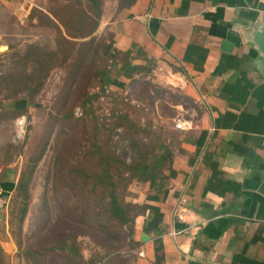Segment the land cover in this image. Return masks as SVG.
<instances>
[{"label": "rangeland", "instance_id": "374dc122", "mask_svg": "<svg viewBox=\"0 0 264 264\" xmlns=\"http://www.w3.org/2000/svg\"><path fill=\"white\" fill-rule=\"evenodd\" d=\"M102 1L103 13L93 40L87 42L89 36L74 38L66 62L50 67L40 85L35 80L18 84L11 76L0 77V164H10L16 180L22 176L27 182L28 191L14 188L0 211V246L9 264H114L117 255L126 258L123 264H132L129 225H113L110 235L94 230V222L107 218V198L90 190V179H77L76 170L89 165L86 155L94 136L130 161L143 153L151 156L160 143L178 147L176 118L193 119L199 113L193 99L179 87L163 82L154 73L158 69L154 59L144 61L140 51L131 49L133 61L137 67L145 62L149 71L143 68L131 77L117 73L124 58L121 53L114 54V40L106 24L120 11V0ZM76 3L0 0V74L25 66L14 54L28 44H38L43 51L53 49L57 32L44 16L67 15L78 7ZM86 49L76 73L75 61ZM60 58L57 52V62ZM103 70L109 71L106 84ZM15 87L20 89L15 91ZM83 90L88 96L84 101ZM22 97L27 100L24 106L15 102ZM125 112L131 118L130 132L119 119ZM124 168L117 181L119 200L152 203L146 198L151 192L149 183ZM24 194L29 198L20 225ZM64 236L79 254L48 249Z\"/></svg>", "mask_w": 264, "mask_h": 264}, {"label": "crops", "instance_id": "0c3cea01", "mask_svg": "<svg viewBox=\"0 0 264 264\" xmlns=\"http://www.w3.org/2000/svg\"><path fill=\"white\" fill-rule=\"evenodd\" d=\"M263 14L264 0H135L107 20L116 48L154 59V73L199 109L180 130L155 208L134 218L132 264H264V128L234 126L241 110L258 112L259 92L230 99L242 74L264 80L247 38ZM15 184L0 164V211Z\"/></svg>", "mask_w": 264, "mask_h": 264}, {"label": "trees", "instance_id": "16d2710c", "mask_svg": "<svg viewBox=\"0 0 264 264\" xmlns=\"http://www.w3.org/2000/svg\"><path fill=\"white\" fill-rule=\"evenodd\" d=\"M134 1L135 0H120L119 10L131 5ZM76 2L78 7L68 10L67 15L59 16L57 14H45L44 16V18L47 19L50 25L53 26L57 32L56 45L53 49L43 51L42 47H40L38 44H28L26 49H24L21 53L14 54L18 61L25 63V66L18 71H8V74L1 73L0 77L6 78L11 76L16 79L18 84L24 80L29 82L35 80L38 86L41 84L42 77L46 76L48 73L50 67L56 63L66 62V59L70 54L68 49H71V45L74 44V38L89 36V40H87V42H91L94 38L93 33L98 26L100 17L103 13V1L76 0ZM192 45V43L188 44L184 54V59L190 58V51H194V49H192ZM57 52L61 53V58L58 62L55 59ZM80 52L81 53L78 55V58L75 61L76 73L80 71L78 69L81 68V65L84 61L83 59L85 55H87L86 53H88V50L86 49ZM115 53H121L122 57L124 58L121 66L117 68V73L131 77L133 76L134 72H137L143 68L146 72L149 71L147 64L142 66L139 64V67H137V64L133 61L132 50L130 48L126 50H120L115 47L114 54ZM195 53L197 54L198 52H194L193 54ZM204 55L201 56V59L204 58ZM28 66L30 67L29 71L27 70ZM102 74L105 78L104 83H108V81H110L109 71L103 70ZM243 76L244 75L242 74L234 81V92L230 99L233 101L236 100L243 102L247 93H250L249 88L253 87L251 90L252 94H257V92H259L258 95H256L259 110L256 114L249 113L246 110H241L238 120L235 122L234 126L246 130H262L264 128V110L261 106V99L264 98V80L257 85H253L251 81ZM74 77L78 80L80 78L76 75H74ZM18 84L12 83L14 86H17ZM17 89L20 88H14L15 91ZM242 91H244V93ZM85 92V90L82 92L84 97L83 101L88 97L85 95ZM260 94H263L262 98ZM7 95L11 97L13 96L12 94ZM15 102L21 104V106H24L26 105L27 100L26 98L22 97L15 100ZM119 119L123 120L122 123H124V127L128 128L127 131L130 132L131 130H129V127L132 123L130 122L131 118L129 117V114L125 112L119 116ZM245 120H248L251 125L246 126L245 123H243ZM126 123H128V125H126ZM257 123H261V125L257 127L255 125ZM158 147L159 149L154 150L151 153V156L147 155V153H143L139 155L137 159L126 161L121 153L106 147L105 143L100 141L97 136L93 137V142L89 146V151L86 155V157H88L89 168L88 166L78 167L76 170V177L79 180H82L83 178H85V180L90 179V190L92 192L98 190L99 195L102 198H107L105 205L107 218L94 222L92 224L94 230L102 234L106 233L107 235H110V228L113 225H129V232L132 234L135 215L145 211L147 208H155V205L150 202H144L142 205L137 202H121L117 195V181L122 175V167H125L124 169L131 176L136 177V179L141 180L142 182L149 183L151 192L146 195V198L153 201L157 200L164 186L167 185L171 180L173 155V149L169 145L160 143L158 144ZM15 188L23 189L25 192H28L27 182L24 181L22 176L16 180ZM28 198V194H24L23 203L20 207V213L18 215V223L20 225L25 219ZM136 207L140 208L135 210ZM47 247L51 251L65 253L67 255H69V253H73L74 255L79 254L76 245L67 241L65 236L59 238L54 243L49 244ZM156 248H159V245L156 246ZM125 260L126 258L117 255L113 263L123 264ZM0 264H9L5 259V253L1 246Z\"/></svg>", "mask_w": 264, "mask_h": 264}, {"label": "water", "instance_id": "95a60500", "mask_svg": "<svg viewBox=\"0 0 264 264\" xmlns=\"http://www.w3.org/2000/svg\"><path fill=\"white\" fill-rule=\"evenodd\" d=\"M247 38L248 43L257 50L254 63L256 68L264 76V14L261 16V21L257 22L250 29V34Z\"/></svg>", "mask_w": 264, "mask_h": 264}, {"label": "built area", "instance_id": "2783aa9c", "mask_svg": "<svg viewBox=\"0 0 264 264\" xmlns=\"http://www.w3.org/2000/svg\"><path fill=\"white\" fill-rule=\"evenodd\" d=\"M193 120L190 117H178L174 122V127L178 130H186L191 128Z\"/></svg>", "mask_w": 264, "mask_h": 264}]
</instances>
